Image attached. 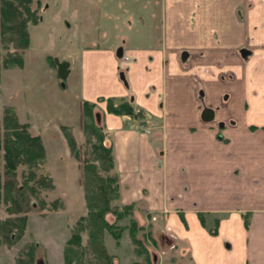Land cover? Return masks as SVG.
Listing matches in <instances>:
<instances>
[{"label": "crops", "instance_id": "obj_1", "mask_svg": "<svg viewBox=\"0 0 264 264\" xmlns=\"http://www.w3.org/2000/svg\"><path fill=\"white\" fill-rule=\"evenodd\" d=\"M146 3L129 22L138 34L115 40L128 15L107 10L102 41L78 45L82 100L126 98L160 122L162 151L128 117L103 116L120 203L165 215L194 264H264V0ZM205 107L215 123L202 122Z\"/></svg>", "mask_w": 264, "mask_h": 264}, {"label": "rangeland", "instance_id": "obj_2", "mask_svg": "<svg viewBox=\"0 0 264 264\" xmlns=\"http://www.w3.org/2000/svg\"><path fill=\"white\" fill-rule=\"evenodd\" d=\"M32 7L38 8L40 22L28 27L30 41L23 52V66L4 67V55L14 50L10 48L6 51L0 45V128L4 135V111L10 107L14 109L17 121L27 125L30 134L39 136L44 146L45 158L36 168V173L50 180L53 189L41 190L40 197L44 206L25 214L27 221L18 240L7 242L0 238V264L27 262L26 252L33 243L40 247L36 251L37 264H63L65 242L76 221L87 216L82 164L71 155L64 129L74 137L77 147L84 151L83 102L95 105L92 113L98 126L104 127L103 116L107 113L105 98L99 97L93 102L82 100L79 46H83V49L90 48L96 46L94 41H102L105 34L101 26L108 23L105 22L108 21L107 10L114 17L128 15V18H121L120 27L111 28L114 39L123 41L125 36L129 38V35L139 33V29L130 28L129 22H135V16L140 13L144 16L145 9L150 8L146 0H33ZM113 19L111 22L119 25V18ZM61 62L68 63V76L65 80L58 77L57 63ZM129 120L134 121L143 134H156L154 140L162 151L158 142L162 141V134L157 133L160 131L159 121L151 116L147 117L146 113L143 122L131 118ZM210 122L215 123V119ZM217 127V132L224 129L220 122ZM217 139L228 143L227 137L220 138V133L217 134ZM108 140L107 134L106 143H109ZM160 156L162 155L158 154ZM27 173V167L20 165L17 169L18 180L21 182ZM115 204L123 206L120 199ZM131 204L136 206L133 218L143 227L139 237L148 256L145 260L144 256L135 254V247L127 231L123 232L118 243L106 234L105 248L109 255H113V264H194L188 244L178 241L174 234L161 227L165 215L148 213L149 205L142 201ZM9 206L3 198L0 200V224L9 221L13 225L15 218L22 216L10 213ZM199 214L206 220L205 213L198 212L197 216ZM244 216L248 224L250 214H243V219ZM107 219L109 222L113 221L109 215ZM118 224L128 225V220ZM12 228L15 234L12 235L17 238L18 229ZM87 242V232H84V248L87 247ZM84 264L88 263L85 261Z\"/></svg>", "mask_w": 264, "mask_h": 264}, {"label": "trees", "instance_id": "obj_3", "mask_svg": "<svg viewBox=\"0 0 264 264\" xmlns=\"http://www.w3.org/2000/svg\"><path fill=\"white\" fill-rule=\"evenodd\" d=\"M32 5L33 0H0L1 44L6 51L10 48L14 50L4 55V67L23 66V52L28 48L30 41L28 27L36 26L40 22L38 8L34 9ZM105 103L108 114L129 117L139 122L144 120L145 112L125 98H108ZM82 105L85 150L81 151L77 147L74 137L66 129L64 135L71 155L82 164L87 216L76 221L65 242L64 264H84L85 261L88 264H113V256L107 253L104 245V236L108 234L118 243L124 231H127L135 247V254L144 256L146 260L147 249L139 237L143 227L133 218L135 204L123 206L115 204L120 199L121 190L119 177L114 173L112 145L106 143L107 134L104 127L94 122L92 110L95 105L89 102H83ZM3 125L4 135L0 128V200L3 198L10 204V213L22 216L15 218L13 225L9 221L0 224V238L14 242L23 234L27 221L25 214L44 206V201L40 197L41 190H52L53 185L50 180L36 173V168L45 158L44 146L39 136L30 134L28 126L17 121L16 113L10 107L4 111ZM20 165L28 169L21 182L17 174ZM108 215L113 218L112 222L108 221ZM198 217L201 225H204L201 214ZM125 220H128V225L118 224ZM244 225L247 228L246 218ZM12 227L18 229L17 238L12 232ZM84 232H87L88 236L86 248L82 246ZM210 233L214 234L215 230ZM37 248H40L37 243L29 245L26 252L28 260L21 263L37 264Z\"/></svg>", "mask_w": 264, "mask_h": 264}, {"label": "water", "instance_id": "obj_4", "mask_svg": "<svg viewBox=\"0 0 264 264\" xmlns=\"http://www.w3.org/2000/svg\"><path fill=\"white\" fill-rule=\"evenodd\" d=\"M121 55H122L121 50H118L117 56L121 57ZM57 69H58V77L61 80H65L68 76V63L67 62L57 63ZM213 118H214V112L209 108H205L202 112L201 119L204 122H210L213 120Z\"/></svg>", "mask_w": 264, "mask_h": 264}]
</instances>
